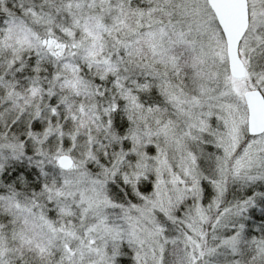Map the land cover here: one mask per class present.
Returning <instances> with one entry per match:
<instances>
[{"label":"snow or ice","instance_id":"snow-or-ice-1","mask_svg":"<svg viewBox=\"0 0 264 264\" xmlns=\"http://www.w3.org/2000/svg\"><path fill=\"white\" fill-rule=\"evenodd\" d=\"M0 264H264V0H0Z\"/></svg>","mask_w":264,"mask_h":264}]
</instances>
